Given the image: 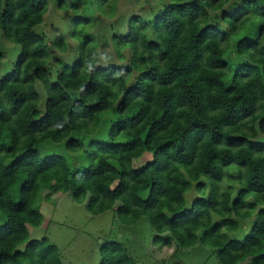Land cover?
Wrapping results in <instances>:
<instances>
[{"label": "trees", "instance_id": "trees-1", "mask_svg": "<svg viewBox=\"0 0 264 264\" xmlns=\"http://www.w3.org/2000/svg\"><path fill=\"white\" fill-rule=\"evenodd\" d=\"M117 1L81 0L103 16ZM160 1L147 0L157 6L152 19L131 17L112 36L110 59L86 36L91 19L76 16L75 1L61 0L75 16L49 44L35 30L47 0H0V43L11 46H0V264H62L46 238L28 241L43 222L38 200L58 193L86 200L92 215L117 205L123 225L146 218L159 250L200 243L218 264H264V0L234 2L218 20L209 12L230 0ZM52 50L66 61L53 53L48 63ZM104 116L114 118L108 143L89 140L85 168L40 158L47 141L81 152ZM144 154L151 161L135 168ZM99 253V264H135L117 242Z\"/></svg>", "mask_w": 264, "mask_h": 264}, {"label": "rangeland", "instance_id": "rangeland-1", "mask_svg": "<svg viewBox=\"0 0 264 264\" xmlns=\"http://www.w3.org/2000/svg\"><path fill=\"white\" fill-rule=\"evenodd\" d=\"M74 1L76 2L74 6L77 7L76 16L91 19L90 28L85 30L86 36L90 35L94 38L98 45L97 53L101 58L109 56L110 59H113L112 47L109 43L112 36L125 33L126 22L131 17L140 16L144 20L146 17L152 19L157 8L156 5L148 6L147 0H118L112 16H103L98 12L92 13V9L87 8V6H96V0H87V6L81 0H64L67 4H73ZM47 2L48 10L43 24L35 30L48 35L46 40L50 44L54 36H64L67 23L75 16V13L59 8L61 0H47ZM160 2L167 4L165 0ZM234 2L239 4L240 0H230L221 11L209 12V16H214L218 20L222 13H233L236 10L232 5ZM210 24L220 30L226 29L221 22ZM80 38L81 36L74 39L77 45L83 40ZM0 46L8 50L10 45L2 41ZM14 50L15 59L13 61L17 59L19 47L14 45ZM53 53L60 60L66 61V54L52 50L48 63L54 61ZM4 59H7V54L3 57ZM38 94V109L43 114L45 95L39 86ZM113 121V116H104L95 135L89 137L88 140L83 138L84 150L77 154L66 152L64 141L60 143L47 141L37 148L39 156L44 159L63 155L71 168L74 164L77 169L85 168L87 163L84 152L89 140L108 143V131ZM149 161H151V156L144 154L142 158L134 161L133 165L138 168ZM195 197L196 194L192 187L185 195L186 209L191 206ZM34 208L42 214L43 222L39 228H29L28 241L46 238L50 244L57 247L62 264H99V250L106 242H117L122 245L135 264H218L214 250L200 243L189 249L177 250L175 246H172L170 249L159 250V246L154 243L155 233L146 218H140L133 225H123L117 219L115 212L117 205L103 214L92 215L86 210V200L76 202L67 194L58 193L48 201L38 200ZM5 219V215L0 212V227L5 223ZM248 231L249 226L247 225L241 231L234 233L233 238L241 241ZM23 248L24 244L19 247L20 250ZM242 264H247V262Z\"/></svg>", "mask_w": 264, "mask_h": 264}]
</instances>
